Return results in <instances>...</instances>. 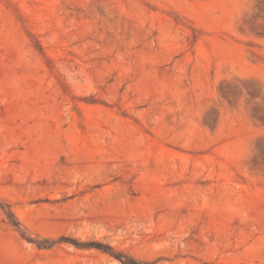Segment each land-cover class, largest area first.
Instances as JSON below:
<instances>
[{
	"label": "rangeland",
	"instance_id": "374dc122",
	"mask_svg": "<svg viewBox=\"0 0 264 264\" xmlns=\"http://www.w3.org/2000/svg\"><path fill=\"white\" fill-rule=\"evenodd\" d=\"M258 25L264 0H0V264H264Z\"/></svg>",
	"mask_w": 264,
	"mask_h": 264
},
{
	"label": "trees",
	"instance_id": "16d2710c",
	"mask_svg": "<svg viewBox=\"0 0 264 264\" xmlns=\"http://www.w3.org/2000/svg\"><path fill=\"white\" fill-rule=\"evenodd\" d=\"M256 27H260V28H255V26H250V31H252L253 33H255L256 35L259 36H264V25H258ZM250 81V80H247ZM222 84H231V81H223ZM220 95L222 97H227L226 92H224L223 89H221L220 87ZM247 94L249 95V97L251 98H255L257 97L259 94H257V92L251 91V90H246ZM260 121H262L264 123V117H260L259 118ZM262 140H264V137H261ZM260 152L263 154L264 156V147L260 146ZM4 214H5V218L7 219L8 223L11 224L14 228H16L22 235V237L26 238L27 240H32L31 237L29 236H25L22 232H21V224L20 222L15 218L13 212L10 209L4 210ZM41 245V244H40ZM50 246L52 244H49ZM80 247H94L97 248L103 252L108 253L109 255L113 256L114 258H116L117 260H119L122 264H145L143 262L138 261L137 259H135L134 257L121 252V251H117L114 248H112L109 245L106 244H101L99 242H81L80 244H76Z\"/></svg>",
	"mask_w": 264,
	"mask_h": 264
}]
</instances>
